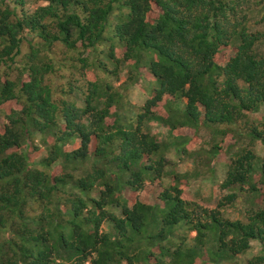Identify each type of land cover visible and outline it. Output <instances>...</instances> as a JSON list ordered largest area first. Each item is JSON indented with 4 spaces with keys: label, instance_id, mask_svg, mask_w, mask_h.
<instances>
[{
    "label": "trees",
    "instance_id": "trees-1",
    "mask_svg": "<svg viewBox=\"0 0 264 264\" xmlns=\"http://www.w3.org/2000/svg\"><path fill=\"white\" fill-rule=\"evenodd\" d=\"M35 1L45 5L29 11ZM252 1L0 0V66L22 53L25 33L39 39L29 42L24 80L0 73V106L21 102L0 131V264H236L253 241L264 247V158L249 149L264 143V122L250 120L264 109V8ZM56 44L79 52L80 71L60 88L63 67L47 59ZM98 46L107 47L106 76L129 69L135 81L143 68L154 78L140 112L106 78L88 79ZM225 48L235 54L221 61ZM154 124L168 128L167 140ZM183 128L209 130L211 157H229L216 206L185 200L187 172L169 170L166 151L199 154L173 135ZM37 139L47 149L38 161ZM238 202L232 220L225 208Z\"/></svg>",
    "mask_w": 264,
    "mask_h": 264
},
{
    "label": "rangeland",
    "instance_id": "rangeland-1",
    "mask_svg": "<svg viewBox=\"0 0 264 264\" xmlns=\"http://www.w3.org/2000/svg\"><path fill=\"white\" fill-rule=\"evenodd\" d=\"M253 8L255 10L261 11L264 8V0H253ZM45 5L44 1L32 2L28 6L29 11H34L35 9ZM259 13V12H258ZM159 17V10L156 7H153V12L149 17V22H154ZM25 41L21 47L22 53L14 59L13 62L6 61L0 66V73L3 79L17 80L18 82L24 80V75H22V70L24 63L26 62V55L30 52V41L38 42V38H34L33 35L29 33L24 34ZM97 53H91L89 55V65L93 73H88V79L93 81L95 79V74L106 78L109 83L115 89H118L124 97V101L127 103V107H133V111L140 112L141 108L145 105L148 99H151L154 96V88L156 86L154 78L146 69H140L139 75H135V81L128 80L129 78V69H125L121 76L119 75L117 81L115 78H110L102 72V67L106 65L110 66V60L107 58V47L98 46ZM78 51L66 50L64 46L56 44L51 48V51L47 55V59L51 58L56 63V68H58V63H61L63 67L61 73L58 75V79L54 82V88H60L68 84V80L73 78L71 75L73 72H79L80 64L78 62ZM123 52H117L116 56L121 57ZM235 54L233 48H225L222 50L220 57L221 61H227ZM98 60H102L103 64L100 65ZM66 64V66L64 65ZM95 63V64H92ZM95 73V74H94ZM64 77V79H62ZM55 99H67L63 98L61 93H58L55 96ZM172 97H167L161 103L158 104V107L155 108V111L159 114H165V105L166 101L172 100ZM21 108V102L15 101L8 104L0 106V131L4 129L5 124L7 123V116L11 113L12 110H19ZM251 121L256 123L264 122V109L259 114H254L250 116ZM112 122V120L110 121ZM153 134L156 135L159 141L167 140L168 128L162 127L158 124L153 126ZM174 136H184L191 139L189 146L187 147L188 151L198 152V155H194L191 158L189 155L177 154L174 150L166 151V158L170 162L169 170L174 171L175 173L182 175L187 172V178L181 179L183 184V198L187 201L197 202L203 206H216L218 197L220 196V186L225 179L226 172L228 170V165L230 163L229 157L222 152L217 157H211V132L209 130H201L200 132H195L190 129H178L173 132ZM38 144V152L33 154V157L36 158V161L39 160L44 154H46L47 149L43 147L44 143H41L40 140H36ZM52 142V141H51ZM235 142V138L230 136L229 139L225 141L224 147L226 148L230 144ZM241 147H246L247 143L240 145ZM74 145L67 147L68 150H71ZM95 148L94 143L91 145V151ZM259 157L264 158V143L257 142L254 146L250 147ZM32 157V155H31ZM56 172H59V168H54ZM173 181L172 178H169L165 181L164 185L170 184ZM161 191V187L154 186L153 190L148 188L146 190V203L150 205L157 204L156 195ZM151 192V193H150ZM124 195L129 200L133 201L137 198V194L125 191ZM244 197L248 193L243 194ZM262 201V198L259 202ZM244 206V204H243ZM242 204L237 203L236 207L225 208L226 216L232 220L241 218L240 210ZM105 230H109V224L104 226ZM195 233L190 234V242L194 238ZM263 258V259H261ZM264 264V247L259 241H253L251 243V248L245 254L240 255L236 259V264ZM150 264H157V262L152 259ZM197 264H201V261H198Z\"/></svg>",
    "mask_w": 264,
    "mask_h": 264
}]
</instances>
